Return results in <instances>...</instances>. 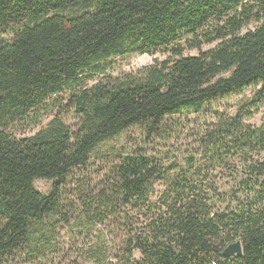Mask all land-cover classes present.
Returning a JSON list of instances; mask_svg holds the SVG:
<instances>
[{"label": "trees", "instance_id": "1", "mask_svg": "<svg viewBox=\"0 0 264 264\" xmlns=\"http://www.w3.org/2000/svg\"><path fill=\"white\" fill-rule=\"evenodd\" d=\"M0 30V264H264V118L249 124L264 107V0H0ZM252 86L235 115L207 112ZM182 115L184 130L170 123ZM134 128L141 143L91 165Z\"/></svg>", "mask_w": 264, "mask_h": 264}, {"label": "rangeland", "instance_id": "2", "mask_svg": "<svg viewBox=\"0 0 264 264\" xmlns=\"http://www.w3.org/2000/svg\"><path fill=\"white\" fill-rule=\"evenodd\" d=\"M255 27L256 25H252L249 29L252 30ZM9 37L10 36H9L8 30H0V45L3 42L9 40ZM212 47L213 46H206L204 47V50H208ZM185 55L186 56H197L198 52L188 50L185 53ZM167 57H168L167 54L163 50H160L159 52H157V54L153 56L148 55V54H145V55L137 54V55L130 56V57L118 58L113 62L112 68L110 70V74H112L113 76H121L124 74H134L137 71L143 70L144 68L152 65L154 61L156 60L163 61ZM146 58H148L150 61L143 63V61ZM258 90H259V86H252V87H248L243 90H240V91H234L218 99L212 105L206 107V110L208 113L211 111L218 110L221 113H227L233 116L236 114L237 110L241 106H243V104L247 103L248 101L253 100V95ZM55 115L56 114H54V116ZM52 118L53 117L44 118L42 120L41 126L37 128H33L31 130H27L22 135L18 134V137H26V136L29 137V136L34 135L40 130V128H42L43 126H46L52 120ZM62 118L66 122V124H68L72 128L76 127L79 121L77 118V115L74 113L66 114ZM263 118H264V107H262L259 110L258 114L252 120L249 121V124L255 127H261L263 124ZM187 119H189L191 121V124H193V120L195 119V116L194 115L193 116L182 115V116L170 119V123L176 124L178 126L184 125L183 126V130H184L186 127L190 126V123L187 122ZM142 140H143V136L141 135V130L139 128L130 129L124 134H122L120 137H117L109 141L108 143H106V145L103 146L101 149L102 153L93 156L91 160V165H96L99 168L100 165H102L103 163L102 159L109 158V155L119 154L124 151L123 149H126L127 151H129L131 148V145H129V142L138 144V143H141ZM75 173L76 175H79L81 177H84V176L89 177L86 175V172L83 169H79L75 171ZM90 176L93 178L92 180L95 179V174H92ZM52 185H53V182H50L47 180H36L34 182L35 188L43 194H49L52 191ZM71 189H72V186L67 187V190L65 191V196L70 197L69 192L71 191ZM156 191H157V194L160 195L164 191V185L162 183L158 184L156 186ZM154 200H156V198ZM60 234L62 235V240H64L66 244L70 242V237L67 236L65 232L60 231ZM47 258H48V263L49 264L52 263V259H54L53 255L49 253ZM35 264H45V263L39 260V262Z\"/></svg>", "mask_w": 264, "mask_h": 264}, {"label": "water", "instance_id": "3", "mask_svg": "<svg viewBox=\"0 0 264 264\" xmlns=\"http://www.w3.org/2000/svg\"><path fill=\"white\" fill-rule=\"evenodd\" d=\"M242 255H243V247L241 242H236L232 244L224 251V256L226 258H236V257H241Z\"/></svg>", "mask_w": 264, "mask_h": 264}, {"label": "bare ground", "instance_id": "4", "mask_svg": "<svg viewBox=\"0 0 264 264\" xmlns=\"http://www.w3.org/2000/svg\"><path fill=\"white\" fill-rule=\"evenodd\" d=\"M150 60L148 58H146L143 63L149 62Z\"/></svg>", "mask_w": 264, "mask_h": 264}]
</instances>
